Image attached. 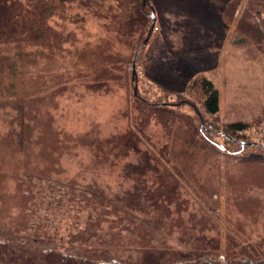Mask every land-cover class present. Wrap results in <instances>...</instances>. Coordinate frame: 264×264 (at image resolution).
<instances>
[{"label": "trees", "instance_id": "trees-1", "mask_svg": "<svg viewBox=\"0 0 264 264\" xmlns=\"http://www.w3.org/2000/svg\"><path fill=\"white\" fill-rule=\"evenodd\" d=\"M206 1L229 20L241 3ZM159 15L152 0H0V152L9 157L0 164V264H264V147L244 141L242 123L227 134L216 128L224 145L205 135L191 110L199 100L216 116L219 92L204 77L180 81L162 64L161 42L150 46L161 37ZM234 41L264 51V0H247ZM142 52L150 53L146 76L161 90L153 101L132 85ZM195 87L199 94L182 96ZM123 89L109 118L83 131L59 124L65 101L85 106ZM80 147L91 161L65 185L70 208H87L84 223L62 236L41 223L31 229L19 169L52 179ZM41 164L45 177L34 172ZM223 192L232 226L224 254Z\"/></svg>", "mask_w": 264, "mask_h": 264}, {"label": "rangeland", "instance_id": "rangeland-1", "mask_svg": "<svg viewBox=\"0 0 264 264\" xmlns=\"http://www.w3.org/2000/svg\"><path fill=\"white\" fill-rule=\"evenodd\" d=\"M152 1L161 17L157 25L159 31L155 30V27L154 32L160 33L161 37L154 35L150 46H154L157 43L155 41L161 42L159 48L164 50L162 57L160 56L162 64L167 68H173L172 72H176L180 81L187 75L195 78L204 77L210 80L219 92L220 111L214 117L206 115L202 103L196 100V109L192 108L191 113L196 116L198 126L199 122L203 121L207 128L205 135L213 137L216 128L219 132L226 133V128L231 124L242 123L246 126V130L242 132L244 141L264 147V51L251 44H237L234 41L247 0H241L238 12L232 20L224 16L221 7L218 8L206 0ZM89 33L94 32L92 30ZM149 57L150 53L142 52L141 59L137 61L136 66H132L135 78L132 85L137 88L142 98L153 101L161 90L146 76L144 66ZM125 92L124 89L119 90L115 97H90L85 106L77 103L76 99L65 101V115L60 118L59 124L69 130H86L91 120L99 123L111 116L112 109H120ZM190 92L195 95L199 90L196 87L186 88L182 96L186 97L185 95ZM196 97H190V100L195 101ZM214 139L224 145V139ZM8 158L0 152L2 169L6 168ZM15 159L10 161L9 166L13 173H16L18 168ZM90 161L89 153L80 147L72 155L63 156V165L61 164L63 171L61 175L51 172L48 176L52 179H32L28 173L19 169V182L29 188L24 194L31 197L28 210L34 216L31 229L41 223L43 232L49 235L58 232V235L62 236L74 232L84 223L87 208L82 211L76 210L77 203L73 204V210L70 208L66 201L70 195L65 181L85 172V166ZM37 168L41 170L34 169L36 175L47 176L40 173L46 167L41 164ZM8 187L11 191H16L15 180L8 182ZM7 203L6 200H1V207ZM229 220L223 192L220 196L219 210L223 254L227 246L226 233L228 228L232 227ZM260 226H264V209ZM262 229L264 227H260V230Z\"/></svg>", "mask_w": 264, "mask_h": 264}, {"label": "built area", "instance_id": "built-area-1", "mask_svg": "<svg viewBox=\"0 0 264 264\" xmlns=\"http://www.w3.org/2000/svg\"><path fill=\"white\" fill-rule=\"evenodd\" d=\"M158 28L156 27L155 30H157Z\"/></svg>", "mask_w": 264, "mask_h": 264}]
</instances>
